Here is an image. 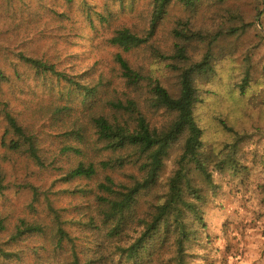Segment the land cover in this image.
<instances>
[{
	"label": "trees",
	"instance_id": "1",
	"mask_svg": "<svg viewBox=\"0 0 264 264\" xmlns=\"http://www.w3.org/2000/svg\"><path fill=\"white\" fill-rule=\"evenodd\" d=\"M33 1L0 9L20 49L3 52L0 43V264H142L166 247L174 248L170 264H187L193 226L205 225L195 177L211 184L214 163L196 118L199 83L215 76L217 62L211 49L195 55L206 40L193 23L202 0ZM224 2L209 4L215 23ZM177 10L188 17L175 20ZM219 30L216 40L242 31ZM175 145L181 154L165 197L138 213ZM22 168L39 183L16 186L27 194L25 215L15 218L7 191ZM81 182L86 189L70 187ZM58 183L80 199L78 219L57 207ZM86 230L98 237L88 252L79 244Z\"/></svg>",
	"mask_w": 264,
	"mask_h": 264
},
{
	"label": "rangeland",
	"instance_id": "2",
	"mask_svg": "<svg viewBox=\"0 0 264 264\" xmlns=\"http://www.w3.org/2000/svg\"><path fill=\"white\" fill-rule=\"evenodd\" d=\"M30 1L36 4V1ZM30 1L0 0V9H18L24 2ZM87 1L101 7L106 2ZM48 2L54 3L55 0ZM213 2L202 0L201 7L193 15L196 29L206 38L195 49V55L202 56L211 49L217 59L215 76L199 83L204 102L196 110V118L203 129L205 152L214 160L209 167L212 183L195 177V184L200 187L203 196V201L197 206L205 225L193 226L195 235L186 244L184 258L187 264H264V0H225L221 9L225 16L216 23L212 15L216 4H213L214 7L209 5ZM138 4L142 7L144 0H139ZM117 6L113 5L114 8ZM207 7L209 13L204 15ZM182 17H188V14L177 10L175 20ZM128 18L130 16L124 21ZM11 24L10 16L0 15L3 52L20 50L17 46L19 38L8 30ZM223 24L226 29L239 27L242 31L216 40V33L221 32L219 28ZM244 80L248 82L242 95L239 88ZM175 81L170 80L172 86ZM180 154L181 145L169 150L158 184L139 200L138 213L147 210L149 203H153L152 198L159 200L165 197L168 180L175 171ZM220 160L222 164L225 162L222 171L217 166ZM14 178L17 180L7 195L16 218L24 216L26 212L27 191L22 188L29 183L38 184L39 176L22 168L14 172ZM17 185H22V188H17ZM89 185V191L95 187L94 182ZM78 186L87 188L84 182L70 187ZM52 198L56 200L58 208L71 210L68 218L78 219L73 209L81 201L74 200L73 195L66 192L65 186L58 183L53 189ZM69 226L78 235L80 228L72 224ZM139 230L138 233L131 232V241L139 237L141 228ZM81 238L80 248H84L85 252L98 245V237L88 230L83 232ZM110 249L115 250V244ZM166 249L160 257L145 258L142 264L174 263V248Z\"/></svg>",
	"mask_w": 264,
	"mask_h": 264
}]
</instances>
